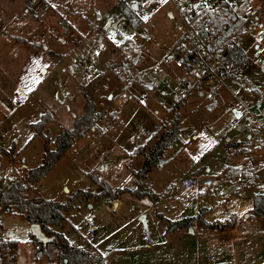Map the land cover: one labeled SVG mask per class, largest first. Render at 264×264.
I'll use <instances>...</instances> for the list:
<instances>
[{
    "label": "rangeland",
    "instance_id": "rangeland-1",
    "mask_svg": "<svg viewBox=\"0 0 264 264\" xmlns=\"http://www.w3.org/2000/svg\"><path fill=\"white\" fill-rule=\"evenodd\" d=\"M47 1L51 10L35 18L20 17L29 0H0L6 8L10 6L7 15L0 11V189L42 163L46 140L36 134L33 124L44 115L54 118L43 131L54 149L61 126L73 128L75 117L84 114L86 90L100 114L97 123L28 190L30 199L60 203L78 191L92 193L77 199L73 211L67 213L68 221L56 230L88 252L95 251V246L108 264H264V218L252 213L254 194L264 193V149L243 144V152H239L238 142L245 141L248 133L239 127L231 129L236 119L230 106L245 94L238 87L232 89L239 95L224 88L221 97L210 102L189 71L176 63L158 64L183 32L173 1L162 0L155 6H148L146 0ZM120 2L131 10L129 14L134 13L135 20L142 19L139 30L121 13ZM252 2L250 17L264 23V0ZM133 4H137L136 10ZM60 21L64 24L59 25ZM117 21L127 35L134 30L150 35L139 42L145 52L137 64L133 62L137 57L120 52L115 28L107 26ZM31 25V31L24 32ZM18 35L32 38L41 48L24 51L11 37ZM80 37L85 38V45H78ZM100 38L99 64L89 75L72 72L69 54L74 46L93 48ZM261 43L264 46V38ZM253 45L251 39L243 44L250 57L246 73L264 80L253 62ZM143 72L150 73L152 87L146 78L138 81ZM126 86L133 96L118 103L115 98ZM178 99L183 103L180 138L165 153V162L155 165L145 181L146 190L154 197L125 193L119 198L120 206L100 182L113 189L138 187L136 172L143 168L145 154L157 137L171 129L172 109ZM103 128L108 129L106 134ZM141 147L143 153L137 152ZM11 148L16 152L14 161L3 153ZM247 163L253 167V179L229 192V187L236 185L238 169L246 166L251 172ZM207 179L215 184L203 188ZM117 201L119 205L114 207ZM203 208L207 210L201 211ZM200 213L206 221L234 220L235 226L222 232L200 221L167 232L171 221ZM0 227L8 239L18 241L16 259L5 264H58L50 262L48 254L40 255L39 240L17 211L0 208Z\"/></svg>",
    "mask_w": 264,
    "mask_h": 264
},
{
    "label": "built area",
    "instance_id": "built-area-1",
    "mask_svg": "<svg viewBox=\"0 0 264 264\" xmlns=\"http://www.w3.org/2000/svg\"><path fill=\"white\" fill-rule=\"evenodd\" d=\"M161 1L146 0V4L155 6ZM172 1L182 22L183 32L159 63H177L189 71L196 78L201 94L210 102L220 98L224 88L230 90L233 95H239L232 89L238 87L244 92L245 97L239 96L230 106L236 119L231 129L239 127L242 132L248 133L245 141H239L241 148H244L242 145L245 144L249 148L252 145L256 149H264V80H255L246 73L250 66V57L243 49L246 39L254 41L253 62L264 74V46L261 43L264 38V23L258 17H250V13H253V0ZM50 10L51 5L47 0H29L23 14L39 17ZM63 24L62 21L59 22V25ZM115 38L119 41L118 48L122 54L140 58L145 50L139 42L147 41L150 36L145 31L137 33L136 30L127 35L117 28ZM84 42L85 38L80 37L78 45ZM102 44L101 41H96L93 48L87 46L78 48L79 46L75 45L69 54L71 71H82L89 75L99 64L98 50ZM235 45L240 46L246 53L247 64L231 58L230 54ZM137 78L138 81L146 78L150 81L149 85L153 84L149 72H143ZM129 88L130 86H126L119 97L115 98L118 103L127 102L133 96L129 94ZM187 89H192V86H188ZM141 103L146 105L145 101ZM236 113H240V116L238 117ZM102 132L106 134L108 129L103 128ZM9 172L14 173V170L10 169ZM250 179H253V173L249 172L246 166H242L235 175V184ZM214 184L213 180L207 179L202 186L209 188ZM9 241L3 228H0V243ZM11 259L10 255H4V248L0 245V264H5ZM107 261L105 259V262Z\"/></svg>",
    "mask_w": 264,
    "mask_h": 264
},
{
    "label": "trees",
    "instance_id": "trees-1",
    "mask_svg": "<svg viewBox=\"0 0 264 264\" xmlns=\"http://www.w3.org/2000/svg\"><path fill=\"white\" fill-rule=\"evenodd\" d=\"M119 8L123 15L127 16L128 20H131L134 28L138 29V26L142 23V19L134 16L131 10L123 3H119ZM128 10V14H127ZM231 58L242 63L247 64L248 59L246 53L240 46L235 45L232 48ZM191 91V89H189ZM186 95V98L189 96ZM86 97V109L82 116L76 117L74 120L73 128L62 127L60 133L56 138V146L54 149L50 147V137L46 136L43 131L47 127L48 123L54 118L52 116L44 115V117L33 124L36 134L42 135L45 142V152L42 159V163L35 168H32L24 173L22 179H11L9 184L0 189V208H6L8 212L17 211L20 215L24 216L29 224L39 223L42 226L43 231L48 236H55L56 240L48 244H43L39 241V251L43 254H48L49 260L52 263L58 262V264H105V257H103L98 250L88 252L82 247L75 246L70 240L61 232L55 229L56 226H60L63 222L68 221L67 213L73 211L75 208V202L83 195H92L91 192L78 191L66 203L55 202L52 200H46L42 198L30 199L28 197V190L37 183H40L52 170V168L62 159L63 156L74 146L75 142L82 138L84 134L95 126L100 114L97 111V106L93 98L89 97L86 90H84ZM183 106L181 100H177L174 107V118L171 122V129L164 130L155 141V144L149 154H145V164L142 169L136 172L138 187L134 190L128 188L113 189L107 182L101 181L103 191L110 194L111 200H119V198L125 193H132L139 197L150 195L154 197L153 193L146 190L145 181L147 175L155 165L164 158L167 150L172 144L180 138V113L179 110ZM213 108V107H212ZM143 148L137 150L142 152ZM5 156L14 161L16 159V152L14 148L9 151L3 150ZM143 153V152H142ZM207 209L203 208L201 211ZM202 213V212H201ZM200 216L190 217L178 221H171L169 223L167 232L174 233L182 228H190L195 222H204L203 224L213 230L226 231L229 228L235 226L234 220L226 221H214L209 222L203 218V214ZM253 217L264 218V193L254 194ZM1 228V227H0ZM35 238V236L32 234ZM0 245L4 248V255L11 256L16 259L18 250V241L10 240L7 243L1 242ZM12 260V259H11Z\"/></svg>",
    "mask_w": 264,
    "mask_h": 264
},
{
    "label": "crops",
    "instance_id": "crops-1",
    "mask_svg": "<svg viewBox=\"0 0 264 264\" xmlns=\"http://www.w3.org/2000/svg\"><path fill=\"white\" fill-rule=\"evenodd\" d=\"M27 5V4H26ZM25 5V6H26ZM25 6L23 7V9L25 8ZM8 8H10V6L8 5L7 6V8L4 6V5H2V4H0V11H3L4 12V15H7L6 13H7V10H8ZM23 9H22V13L20 14V17H24V16H26V15H24L23 14ZM42 16V15H41ZM41 16H39V17H35V18H40ZM169 16L171 17V18H173L174 17V14L173 13H169ZM28 23H32L33 25L35 24L34 22H28ZM27 23V24H28ZM33 25H31V26H26L25 28H24V32L26 31V32H30L31 31V29L34 27ZM36 25V24H35ZM108 27L109 26H113L114 28H115V30L117 29V28H119V26H118V21L117 22H115V23H109L108 25H107ZM120 29V28H119ZM140 29V28H139ZM138 30V29H137ZM146 32V31H145ZM148 33V32H147ZM149 34V33H148ZM150 36V35H149ZM11 37H13V38H15L17 41H18V43H21L22 45H23V47L22 48H24V51H27V50H35V49H39V48H41V45L39 44V43H37V42H35V41H33L32 40V38H25V37H22V36H19L18 35V37H16V36H11ZM150 39V38H149ZM61 41H64V39H61ZM99 41H101L102 43H103V39L102 38H100V40ZM46 50H47V48H46ZM167 52V51H166ZM165 52V53H166ZM141 59V58H140ZM161 60V59H160ZM159 60V61H160ZM159 61H158V64H161V63H159ZM177 64V63H176ZM179 65V64H178ZM179 66H181V65H179ZM44 71L45 72H47V70H45L44 69ZM151 87L153 86V85H150ZM113 98V96L112 95H110L109 96V99H112ZM76 118V117H75ZM47 127H48V125H47ZM45 129H47V128H45ZM227 141H229V139H227ZM239 143V142H238ZM239 152H243L242 151V148H241V146H240V148H239ZM200 159V156L197 158V160L198 161H201V160H199ZM247 165H248V167H249V169L251 170V172H253V167H252V165L250 164V163H247ZM234 187H238L237 185H235ZM204 188V187H203ZM233 187H229V189H232ZM229 189H228V191H229ZM119 202H120V206H121V199L119 200ZM119 202L117 201V204L115 205V203L113 202V206L115 207V206H118L119 205ZM120 206H119V208H120ZM209 210V209H208ZM58 231V230H57ZM11 240V239H10ZM71 242V241H70ZM72 243V242H71ZM74 244V243H73ZM75 245V244H74ZM76 246V245H75ZM78 247H82V246H78ZM93 248H95L96 250H98L95 246H92ZM86 250V249H85ZM99 252V251H98ZM101 254V253H100ZM106 259H107V257H106ZM108 260V259H107ZM106 264H108V262H106Z\"/></svg>",
    "mask_w": 264,
    "mask_h": 264
},
{
    "label": "water",
    "instance_id": "water-1",
    "mask_svg": "<svg viewBox=\"0 0 264 264\" xmlns=\"http://www.w3.org/2000/svg\"><path fill=\"white\" fill-rule=\"evenodd\" d=\"M132 8L134 10H136L138 8L137 4H133L132 5ZM226 56V55H224ZM139 61V58H135L134 59V63L137 64ZM124 66H128V63H125ZM112 98V97H111ZM237 116L239 117L240 116V113H236ZM165 161H161V164H163ZM236 189V187H233L232 189H229V192L231 191H234ZM115 205L117 204V202H114ZM144 224L147 226V221L146 219H142ZM30 229H31V233L40 241L42 242L43 244H48V243H51L52 241L56 240V237L55 236H48L45 234V232L43 231L42 229V226L41 224L39 223H33V224H30ZM40 255H43V252H40Z\"/></svg>",
    "mask_w": 264,
    "mask_h": 264
}]
</instances>
